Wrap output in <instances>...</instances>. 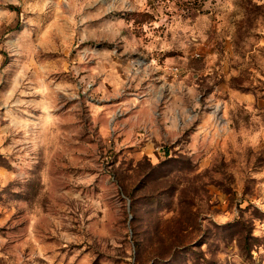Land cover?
I'll return each instance as SVG.
<instances>
[{
    "label": "rangeland",
    "instance_id": "obj_1",
    "mask_svg": "<svg viewBox=\"0 0 264 264\" xmlns=\"http://www.w3.org/2000/svg\"><path fill=\"white\" fill-rule=\"evenodd\" d=\"M0 264H264V0H0Z\"/></svg>",
    "mask_w": 264,
    "mask_h": 264
},
{
    "label": "crops",
    "instance_id": "obj_2",
    "mask_svg": "<svg viewBox=\"0 0 264 264\" xmlns=\"http://www.w3.org/2000/svg\"><path fill=\"white\" fill-rule=\"evenodd\" d=\"M144 67L147 72L145 81H148V85L152 86L151 83L153 80L155 82H163L164 86H173L175 94H166L162 96L160 94L155 93L152 95L153 97L151 96V100H147L148 97H146L144 94H141L138 95L139 98H135V101L130 100L131 108L139 111L141 110V108H145L148 106L149 102H146L147 106H144L143 102L145 101H150L151 103L162 102L167 104L164 107V115L168 117L167 119L172 118L173 113L177 116H182L183 109L185 106L184 104L186 103L185 97L191 96H189V94L187 93H185V95L184 91L185 89L186 92L192 91L188 83L186 85L184 84V76L182 74H179V76H177L176 72H174L169 66L154 64L153 57L151 58V61L148 64L144 65ZM139 69L140 66L138 64H127L125 66L119 65L117 67V77L120 79L128 78L131 82L134 81L136 83L137 81L141 80V73H139V71H143L142 69ZM114 76L116 77V74H114ZM183 85H185V87ZM140 104L141 106H139ZM166 126L169 127L168 125Z\"/></svg>",
    "mask_w": 264,
    "mask_h": 264
}]
</instances>
